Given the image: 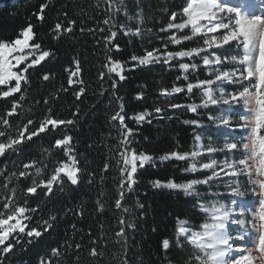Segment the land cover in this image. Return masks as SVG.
<instances>
[{"label":"trees","instance_id":"obj_1","mask_svg":"<svg viewBox=\"0 0 264 264\" xmlns=\"http://www.w3.org/2000/svg\"><path fill=\"white\" fill-rule=\"evenodd\" d=\"M188 1L0 0V48L31 34L19 80L0 84V226L20 213L23 226L0 264H196L177 230L203 225L215 203L217 186L191 163L197 136L222 132L197 86L212 78ZM242 49L213 53L233 57L221 69L249 87ZM256 130L263 138L264 111ZM127 153L147 159L131 175ZM69 158L75 179L53 180Z\"/></svg>","mask_w":264,"mask_h":264},{"label":"rangeland","instance_id":"obj_2","mask_svg":"<svg viewBox=\"0 0 264 264\" xmlns=\"http://www.w3.org/2000/svg\"><path fill=\"white\" fill-rule=\"evenodd\" d=\"M228 1L189 0L184 10V16L191 23L194 34L206 38L207 55L203 57L202 65L207 68L212 81L207 87L202 84L197 86L204 98L203 106L214 108L216 115L209 117V120L222 132V140L208 139L204 143L199 136L196 138L193 155L196 160L191 163V167L208 173L207 181L215 183L217 189L210 193L215 203L210 207H202L201 211L205 216L203 225L195 227L183 221L178 225L180 232L177 234L180 240L198 253V259H194L196 264H216L221 254L231 253L230 249L227 252L218 250L221 229L226 231L229 239L237 235L241 242L252 233L256 237L261 263H255L253 256H247L246 252L239 255L232 252L234 255L227 257L226 264H264V137L260 138L256 130L258 119L264 111V12L246 17L242 3ZM263 2L264 0H259L262 8ZM30 42L31 34L27 30L12 45L0 48V84L19 80L14 69L29 60ZM234 42L242 45V57L238 66L239 69L242 68L241 72H245L246 78L252 80L253 84L249 87L244 84V76L240 71L221 69L222 63L234 62L233 57L222 58L213 53V50H220ZM182 68L188 69L185 65ZM226 86H238V90L228 91ZM235 124L238 125L237 128L233 127ZM231 138L238 141L240 154L234 153L238 147ZM59 145L67 148L68 142ZM226 152L229 154L228 158L223 157ZM146 162L145 157L133 153L125 156L130 175L137 166ZM76 174L75 163L69 158L68 162L60 165L53 180L60 175L74 180ZM240 178L247 180L249 187H241ZM257 212L259 225L255 224ZM21 215L20 213L1 224L0 247L11 235L23 231ZM235 223L240 226H231ZM241 246L242 244H231L229 247L241 249ZM164 247L167 248L168 244H164Z\"/></svg>","mask_w":264,"mask_h":264},{"label":"bare ground","instance_id":"obj_3","mask_svg":"<svg viewBox=\"0 0 264 264\" xmlns=\"http://www.w3.org/2000/svg\"><path fill=\"white\" fill-rule=\"evenodd\" d=\"M223 1H226V0H223ZM241 1L242 2L236 1V0H229L228 2H232V3H236V4H238V2L242 3V8L244 10V13L246 14V17H249V14L254 15V13H258V14L260 13L261 14L264 12V8H262L263 6H261V4L259 3V0H241ZM255 218H256L255 224L259 225L257 222L258 212L255 213ZM231 226L239 227L240 225L235 223ZM221 231H222L221 232L222 235H220L221 236V243L217 244V246L219 247L218 250H220L219 252H222V251L227 252V250L230 249L231 253H223L220 255V253H218V251H215L218 253V255H220L219 260L216 262V264H226L227 263V260H226L227 257H231L232 255H234V253L239 255L240 253H243V252H246L247 256L248 255L253 256V258L255 259V263H257V262L261 263L260 262L261 261L260 255L257 251V245L258 244L256 241V237H254L252 233H251V235H249V238H246V239L244 238L245 240H243L241 242L240 238L238 239L237 235L234 238L229 239L226 231H224L223 229H221ZM177 232H180V231L177 230ZM231 244H233V246L236 244L237 245L242 244L243 247L241 246L240 247L241 249H238L236 247H229V246H231ZM213 245H215V244H213ZM214 248H216V247H214ZM232 252H234V253H232ZM239 262H240V260L238 261V263ZM241 263H239V264H241ZM252 263H254V262H252Z\"/></svg>","mask_w":264,"mask_h":264}]
</instances>
